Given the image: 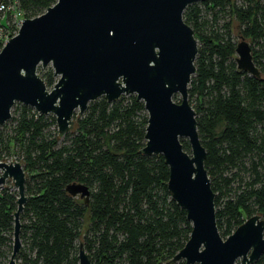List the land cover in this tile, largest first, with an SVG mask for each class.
I'll use <instances>...</instances> for the list:
<instances>
[{"label": "trees", "instance_id": "16d2710c", "mask_svg": "<svg viewBox=\"0 0 264 264\" xmlns=\"http://www.w3.org/2000/svg\"><path fill=\"white\" fill-rule=\"evenodd\" d=\"M2 1L31 19L56 0ZM182 19L199 44L187 98L205 152L216 228L225 239L244 217L264 222V0H207L187 6ZM232 21L250 41L259 79L236 69ZM36 73L50 90L51 69ZM13 115L9 132H0V150L17 151L28 173L17 261L77 264L79 243L90 264H160L182 249L191 227L167 191L162 157L139 152L147 118L134 96L113 103L101 97L63 135L49 130L56 126L52 116L21 104ZM71 183L87 187L86 206L65 193ZM16 198V191H0V261L11 254ZM253 264H264V253Z\"/></svg>", "mask_w": 264, "mask_h": 264}, {"label": "water", "instance_id": "95a60500", "mask_svg": "<svg viewBox=\"0 0 264 264\" xmlns=\"http://www.w3.org/2000/svg\"><path fill=\"white\" fill-rule=\"evenodd\" d=\"M205 1L56 0L42 14L23 19L0 49V126L18 103L38 115L53 116L58 134L63 135L71 127L73 112L81 114L89 102L102 97L113 103L134 96L147 118L139 152L162 157L168 169L167 191L191 227L182 249L164 264H235L237 260L253 264L264 253V222L254 215L225 239L219 236L214 195L203 166L205 152L188 104L197 48L182 13L187 6ZM236 39V69L259 79L248 43L240 33ZM39 67L50 68L55 78L49 91L36 73ZM7 179L17 194L7 264H16L21 246L19 215L26 201L22 167L0 162V187ZM64 191L87 205L86 186L71 183ZM77 260L90 264L81 243Z\"/></svg>", "mask_w": 264, "mask_h": 264}, {"label": "rangeland", "instance_id": "374dc122", "mask_svg": "<svg viewBox=\"0 0 264 264\" xmlns=\"http://www.w3.org/2000/svg\"><path fill=\"white\" fill-rule=\"evenodd\" d=\"M230 1H233V0H230ZM202 10H203V8H201ZM6 16V20L7 19H10V16H8V15H5ZM207 16H208V18H207V20H210V18H209V13H207ZM221 23H222V20L221 19H219L218 20V25L220 26L221 25ZM238 25L235 23V21H232L231 22V35H232V37H233V42L236 44L237 43V39H236V35H237V33H238ZM14 33V32H13ZM12 34V33H11ZM196 40V39H195ZM247 43H248V45H250V41L249 40H245ZM198 47H199V44H198V42H197V40H196V48L198 49ZM40 68V67H39ZM48 68V67H47ZM40 69H42V68H40ZM46 69V68H45ZM49 91V90H48ZM126 97V96H125ZM101 98V97H100ZM100 98H98V99H100ZM98 99H96L95 101H97ZM175 99H176V102L178 101V98L177 97H175ZM95 101H92V102H89L88 104H87V106L89 105V104H91V103H93V102H95ZM17 104L18 103H15L13 106H12V108L10 109V118H9V120L7 121V122H5V124H3L2 126H0V132H3V133H5V134H7L8 132H9V128H10V124H11V122H10V119H11V117L13 118L14 117V115H13V112H14V110H15V106H17ZM20 105V104H19ZM87 106H86V109L80 114V113H78V111L77 110H75L74 112H73V115H72V117H71V127H73L74 125H75V123L79 120V119H81L82 117H83V115L85 114V112H86V110H87ZM192 107V106H191ZM51 115H46L45 117H50ZM53 117V116H52ZM54 118V117H53ZM12 125V124H11ZM70 127V128H71ZM56 129V126H54V127H49V130L50 131H53V129ZM54 132V131H53ZM70 132V130H68L66 133H69ZM65 133V134H66ZM62 139V136L60 137V140ZM182 141V140H181ZM1 151V150H0ZM14 150H12V152H10L8 155H5V153H3L2 151V153H1V156H2V158H1V160H0V162H2V163H5V164H14V163H17V164H19L21 167H23V163H22V161H21V159L19 158V156H18V152L17 151H14ZM188 154H189V148H188V152H187ZM23 173H24V180H26L27 179V177H28V173L27 172H25V171H23ZM1 190H9V191H15V189H14V187L12 186V182L9 180V179H7V180H5V182H4V184L0 187V191ZM258 216V215H257ZM85 218H87V216H85ZM84 220H86V219H84ZM244 220H246V218L244 217ZM85 225H84V228H83V234H84V232H85ZM83 234H81L82 236H83ZM82 236H81V239H82ZM78 244V243H77ZM20 250L21 249H23V243L20 241ZM19 250V251H20ZM11 251V250H10ZM17 256V255H16ZM7 261H8V259L7 260H1L0 261V264H7ZM168 260H164V261H161L160 262V264H164V263H166ZM15 263L16 264H21V262L18 260H16V257H15ZM180 263H183V262H181V261H178V262H175V263H173V264H180ZM91 264H94L93 262L91 263ZM235 264H239V261L237 260L236 262H235Z\"/></svg>", "mask_w": 264, "mask_h": 264}, {"label": "built area", "instance_id": "2783aa9c", "mask_svg": "<svg viewBox=\"0 0 264 264\" xmlns=\"http://www.w3.org/2000/svg\"><path fill=\"white\" fill-rule=\"evenodd\" d=\"M10 16V22L6 16ZM23 20L22 13L17 10L15 3H4L0 0V46L14 36ZM14 32V33H13ZM12 33V34H11Z\"/></svg>", "mask_w": 264, "mask_h": 264}]
</instances>
